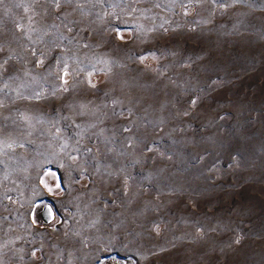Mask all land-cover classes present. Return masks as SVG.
I'll return each mask as SVG.
<instances>
[{
  "label": "rangeland",
  "instance_id": "obj_1",
  "mask_svg": "<svg viewBox=\"0 0 264 264\" xmlns=\"http://www.w3.org/2000/svg\"><path fill=\"white\" fill-rule=\"evenodd\" d=\"M0 264H264V0H0Z\"/></svg>",
  "mask_w": 264,
  "mask_h": 264
},
{
  "label": "water",
  "instance_id": "obj_2",
  "mask_svg": "<svg viewBox=\"0 0 264 264\" xmlns=\"http://www.w3.org/2000/svg\"><path fill=\"white\" fill-rule=\"evenodd\" d=\"M41 219L44 223L48 224L55 220L56 211L50 204H45L40 212Z\"/></svg>",
  "mask_w": 264,
  "mask_h": 264
}]
</instances>
